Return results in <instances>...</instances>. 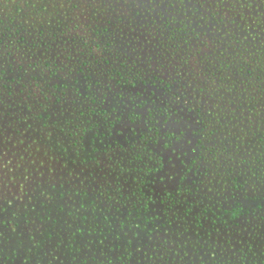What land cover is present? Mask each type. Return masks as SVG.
Segmentation results:
<instances>
[{"label":"trees","instance_id":"obj_1","mask_svg":"<svg viewBox=\"0 0 264 264\" xmlns=\"http://www.w3.org/2000/svg\"><path fill=\"white\" fill-rule=\"evenodd\" d=\"M245 2L246 0H191L189 4L187 0L184 3L180 0H156V11L153 12L141 0L140 18L144 23L150 19L152 21L146 28H142L135 19L133 0H128L127 3L125 0H36L31 9L28 6L23 8L21 1L16 0L6 10L0 6V38L4 41L3 60L0 61L4 70L0 73L4 75L0 81V96L3 97L0 101V147L4 144L3 138L8 136L9 130L5 129L7 125L8 129L15 131L16 139L13 141L24 144L25 134H28V138L36 135L35 126L30 129L28 125L32 122L36 125L41 123L42 117V122L57 134L61 123L65 126V131H69L67 125L76 123V131H69V135L75 137L69 151L74 148L77 153L86 156L88 163L81 164L80 168L84 169L83 172L87 166L99 165L101 170L106 169L104 175H99L100 178L93 174L90 177L88 174L89 185L95 189L91 196L97 198L96 203L88 202V197L83 192L78 198L74 195L65 196L64 203L67 202L68 207L65 208L64 216L72 223L75 231H70L61 223L57 230L63 237V244H57L59 252L49 247L47 256L35 248L28 251L23 242L26 237L29 241V233H35V228L40 227L39 224L26 225L25 218L30 216L35 219L40 209L37 208L35 214L31 213L28 206L22 207V212H13L14 204L17 201L22 203V196H19V200L8 199L12 215L3 225L8 240L0 246V252L4 256L0 264H24V261L27 264H34V261H41L42 264H69V261L80 264L76 257L87 258L88 264H128L126 259H118L119 253L123 251L119 246L117 254L108 252L106 258H99L100 249L95 244L88 243L90 252L87 248L83 252L79 249L86 242L99 239L100 232L108 235V240L111 241L113 237L108 234L106 225L111 224L115 229L117 217L127 219L129 226L138 217L142 218L144 222L141 228L148 225L151 231L154 226L160 229L159 235H162L169 229H176L178 216V222L183 224L185 216L197 205L199 213L194 217L195 223L189 221L192 227L201 228L200 225L206 219L213 220L215 224L216 221H223L225 214L238 218L244 213L239 197L241 195L238 194L243 186L239 183V176L234 174V171L240 173V168L232 170L230 177L226 178L218 171L219 177L224 179L221 180V188L228 187L227 180H230L231 197H235L228 209L222 205V213L198 199L192 205L185 196L178 200L171 190L161 193L158 199L155 198L152 186L154 179L151 176L158 173L162 166L161 156L154 149L161 137L160 129H154V134L142 131L139 135L131 130L133 136H125L123 141L112 139L113 125L118 118L117 121L111 119L113 113L108 109L112 105L106 101L115 86L123 89L122 93L126 97L124 90L151 83L163 89L165 94L178 98L176 100L179 103L188 106V110L201 125L199 133L203 137L215 133V129H212L214 127L226 129L223 139L243 150L251 144L246 138L254 143L264 140V6L259 9L255 4L248 3L250 6H247ZM77 3L80 4L79 7L76 6ZM172 3H176L175 8L171 6ZM121 8H125V12H120ZM160 15L165 17L163 25L158 19H153ZM78 17L81 21L87 17V23L77 24ZM120 17H123V24ZM178 19L184 21L179 27L176 25ZM109 20L112 21L111 24L108 23ZM211 22L217 24L212 25ZM129 23L137 27L134 34H138L132 37L138 39L137 43L140 42L141 46L145 43L144 40L143 43L140 41L141 31L158 36L164 41L159 47L155 41L150 45L151 49H157L155 56L142 55L137 51L141 49L139 46L133 49L130 44L135 39L123 40L124 45L117 46L113 33L129 32L124 27ZM152 24L156 27L153 28ZM168 25L172 26L169 28ZM199 26L210 30L211 27L217 28V33L221 30L225 32L222 35L215 34V40L211 41L212 47L207 49L202 47L205 45V42H201L204 34ZM122 28L124 32L121 31ZM119 37L122 38L120 35ZM130 51H135L134 55L128 54ZM157 60L161 63L156 64ZM165 72L168 79H164ZM252 80L256 81V93L250 90L254 86ZM99 90L108 91L103 94ZM133 97V101L139 103L141 93ZM208 98L212 107L204 106L205 99ZM81 105L86 107L81 108ZM123 105L125 104L120 102L118 108L121 110ZM136 107L135 110L142 105ZM49 116L51 120L48 119ZM84 117L93 121L87 128L79 127L85 124ZM7 119H12L9 124L4 122ZM152 120L154 121L151 119V122ZM231 126L235 128L232 129ZM76 132L80 133L79 137H76ZM232 138H240V142H235ZM202 143L203 139L199 137L196 146ZM89 149L94 152V156L88 154ZM20 150L24 152L23 148ZM48 151L59 154L61 148L49 147ZM253 151L251 158L240 155L239 162L250 167L243 171L245 177H257L260 184H263L264 191V145L259 143ZM209 155L211 157L210 153ZM55 158L49 154L47 158H39L38 161L42 165L46 160L51 168ZM31 166L33 168L34 164ZM94 181L98 182L96 186L92 184ZM1 182L4 183V180ZM20 189H23V185ZM81 189L88 191L82 182ZM157 200L164 204V214L154 217L150 213L154 211L152 204ZM30 201L32 204L36 203L32 198ZM101 202L105 206L103 212L97 206ZM228 202L231 200L228 199ZM78 203H82L83 207H77ZM179 209H183V213ZM81 212L85 215L90 212L99 215V228L92 226L90 215L87 221H83V218L77 221L75 216ZM4 215L8 216V213ZM44 223L55 226L54 221L44 220ZM82 223L87 225V232L80 227ZM89 232L91 235H88ZM199 235L203 236L202 233ZM12 236L19 238L20 251L7 247ZM54 239L59 241V237ZM72 244L76 247H69ZM189 244L188 248L181 249L179 258L174 253L166 254L162 262L145 261L144 264H181L185 262L181 257L185 255L186 258L189 253L191 243ZM202 245L193 249L195 254L200 253ZM57 255L60 257L59 261L56 260ZM152 255L153 252L149 251V256ZM189 260L190 254L187 261ZM204 263L202 260L198 261V264Z\"/></svg>","mask_w":264,"mask_h":264},{"label":"rangeland","instance_id":"obj_2","mask_svg":"<svg viewBox=\"0 0 264 264\" xmlns=\"http://www.w3.org/2000/svg\"><path fill=\"white\" fill-rule=\"evenodd\" d=\"M12 1L16 2V0H4L3 4H0V6H3L4 9L10 8L9 6L13 5ZM18 1H21L23 8L28 6L30 9L33 8L34 3H36V0ZM52 3H54V1ZM248 3L255 4V6L259 9L264 6V0H246L244 4L250 6L248 5ZM237 4L240 5L241 3L237 2ZM120 12H125V8H121ZM211 24L216 25L217 23L214 24V22H211ZM199 29L204 34V39L201 40V42H205V45L203 44L202 47L207 49L212 47L211 41L215 40V38H213L216 37L215 34L222 35L225 32L224 30H221L217 33L215 31L217 28L213 27H211L212 30H210L209 28H201L199 26ZM113 34H115L114 39L116 40L117 46L121 47L124 45V41L134 40L135 37L132 36L137 35L138 33L133 34L130 32H115ZM119 35L122 38H120ZM148 36V34H145L144 36L139 37L142 43L143 40L145 41L143 46H141L140 42L137 43L138 39H135V42L133 41L130 45L133 49H135L136 46H139L141 49L137 51L143 53L142 55L155 56L154 52L152 51L153 49H151V46L147 44L146 38ZM247 39L249 40V38ZM124 52L126 54V50ZM133 52L135 53V51H130L128 52V54L134 55ZM252 81L253 84L254 82H256L255 80ZM255 85L256 83L253 87H250V90L254 93L257 92V87ZM133 89H136V91H133ZM150 89L156 92L155 95L150 94ZM107 91L108 90L101 91V93L106 94ZM122 91L123 89H120L118 86L113 87V89L107 96L106 102L111 105L116 104L119 106L120 100L117 97V93H121ZM124 91L126 94L125 98L128 102H133L132 98H135L133 96L141 93V98L138 100L139 103L136 102L134 108H137V105H142V107L136 110L133 108V111L128 113L131 119L136 121L135 127L139 129V133L145 131L147 133L154 134V129L157 128H159L161 131V137L158 143L154 146V149L161 156L162 166L158 170V173H155L151 176V178L154 179L152 186L155 189V198L158 199L161 193H164L165 191L170 192L171 190L177 195L178 200L186 197L189 199V202H191L192 205L193 203H195V199H198V201H202L203 204H209L213 208V210L221 212L222 205L223 207H225V209H228V207L233 204L234 200L231 197L230 193L231 181L227 180L228 187L222 189L221 185L223 184V181L221 180L223 179V177H219L218 171H220V173H223L226 178V176L230 177L232 170L234 171V169L238 168L241 169L240 173L234 171L236 172L234 174H236V176H239V183L243 186V188L239 189L238 194L241 195L239 197L242 209L245 210L244 213H242V215L238 218H232L231 214H225V219L220 222L216 221L215 224H213V220H203V228L210 231L211 239H209V237L205 235V229L202 230L198 227H192L194 230L192 233H190L192 237L195 235L196 231L202 233L204 236L205 242L202 243L203 247L200 248L199 253L203 256L202 261L205 262L204 264H228L229 261L231 262V264H264V255H261L260 252L256 251V245L259 244L262 239H264L263 184H260V181L257 177L246 178L243 171H245V169L247 171L250 167L245 165V163L239 162V159L241 158L240 155H242V157L248 156L249 158H251L252 154L254 153V147H258L259 143L261 145H264V140H258V142L254 143V141L246 138L245 140H248L251 144L248 145V148H245L246 150H243L242 148H236L237 146L231 144V141L223 139V133L226 129H216L214 127L212 129H215L213 130L215 131V135H213L212 132L203 137L201 132L199 133L201 125L197 123L196 119L194 118L195 115L188 110V106L179 103L180 101H177L179 99L170 96L169 93L165 94V91L163 89H160L159 87H156L150 83L149 85L145 86L142 84L137 85L134 88ZM263 98L264 96H262V99ZM205 100V107L213 106L209 98ZM192 103L194 104L195 102ZM124 108L125 105H123V108L121 110L117 108V111L123 112ZM215 111H217V109H215ZM145 113H147V115H145ZM113 115H115V113H113ZM151 119H154V121L152 120L151 122ZM11 120L12 119H7L4 122H8L9 124V121ZM129 123H131V120L129 121ZM116 125L117 129H113L112 131L114 133L113 136H111L112 139L123 141L125 136H133L131 130H129L121 138L120 132L118 130V121ZM31 126H35L34 128H36V124H33V122L31 123ZM8 127L9 125H7L5 128L6 130H9L7 131L8 136L3 138L5 139V141L2 142L4 144L0 147V155L6 154L4 155L3 161H0V177H2V179L4 180V183H2V179H0V185H2L4 188L3 195L6 200L9 199L13 201V199L15 198L13 194L22 196V203H19V201H17L13 206V210L22 212V207H27L31 202V195L25 196L24 192L26 190L24 189H28L29 184L33 180L38 179L37 177L33 176V173L35 171L34 166L37 165H34L32 168L31 165L33 164L31 163V160L33 158L37 160H39V158H44L36 155L35 148H33V145L28 139V134H25V137L23 136L24 144H21L20 142H14L13 140L16 139L14 135L15 131H11L10 129H8ZM231 127L232 129L235 128L233 126ZM149 128H152V130L149 131ZM177 128H179L178 133L176 131ZM261 131L262 130H260V132ZM260 132H258V134H261ZM199 137L203 139V143L202 145L196 146V141ZM232 140L235 142H240V138H232ZM176 144L183 146L186 149V152L181 153L177 151L175 147ZM203 144H205V146ZM22 148L24 152L20 150ZM90 150L91 149H89L88 154H90V156L92 157V155L94 156L95 154ZM71 151L72 150H70L69 152ZM53 152L54 151H52L50 154H52ZM209 153L211 154V157H209ZM65 155L67 156L68 153ZM56 156L58 158H55ZM56 156L54 157L55 160L60 159L59 154H57ZM54 164L55 162L53 163V165ZM173 166H175L177 170L183 171L184 175H173ZM85 169H88L90 171L85 177L82 178V184L87 187L89 194L92 195L93 190H91L92 187L89 185L90 182L88 181V174L90 177H92L91 174H93L94 176L100 178L101 175L105 174L106 169L101 170V168H98L96 166H87ZM80 171L83 172L84 169L81 167ZM231 180H233V178H231ZM97 183V181H94V183L92 184L93 186H96ZM21 185H23V191L20 189ZM228 199L231 200V202H228ZM87 201L91 202L88 199ZM7 204L9 203L7 202ZM65 204H67V202ZM87 207L89 208V206ZM163 207H165L164 204L159 202L158 200L155 201L154 204H152V208H155L154 211L158 212L161 215L164 214L162 209ZM161 221L165 222L164 219H162ZM249 221L251 223H249ZM245 228L248 229L247 232L244 231ZM216 229L218 230V232ZM227 233H231V236H228ZM217 237H219L218 240ZM180 238L181 237L177 236V241H179ZM196 239L197 238H195L194 236L192 242H195ZM229 239L232 241L231 244L228 243ZM241 240L245 241V245L240 244ZM23 242L25 243V245L28 243L27 237L23 240ZM18 243L19 238L17 236H12L10 238V241L7 242V247L11 249H18ZM186 243H188V245L190 246V242L186 241ZM172 247L175 248L177 247V245H172ZM242 247L244 248V251L240 254L247 257V260H239L236 255V252H239ZM249 248L251 249V251L248 250ZM190 249L186 258L185 255L181 257L185 262L188 263L183 262L181 264H191L193 257L196 256L195 251L193 249ZM189 254L190 260L187 261Z\"/></svg>","mask_w":264,"mask_h":264},{"label":"snow or ice","instance_id":"obj_3","mask_svg":"<svg viewBox=\"0 0 264 264\" xmlns=\"http://www.w3.org/2000/svg\"><path fill=\"white\" fill-rule=\"evenodd\" d=\"M3 2L4 0H0V4H3ZM85 2H87V0H85ZM127 2L128 0H125V3ZM133 2L135 3V8L133 9L135 19L140 23V26L142 28H146L148 24L152 23V21L150 19L147 23H144V21L140 18L141 14L139 12L141 0H133ZM144 2L147 3V5L151 8L153 12L156 11V8L154 7V5L156 4V0H144ZM180 2L184 3V0H180ZM187 2L191 4V0H187ZM76 6L79 7L80 4L77 3ZM171 6L175 8L176 3H172ZM45 11H47V8L45 9ZM129 15L131 16L132 13H129ZM153 19H158L161 25H163L165 22V17L163 15L154 17ZM120 20L123 24V17H120ZM81 22L87 23V17H84L83 21H81L78 17L76 23L79 24ZM108 23L111 24L112 21L109 20ZM183 23L184 21L182 19H178L176 21L177 27H179ZM171 26L172 25H168L169 28ZM124 27H126L130 33L134 34L137 32V27L132 23L125 24ZM152 27L155 28L156 25L152 24ZM161 30H163V28H161ZM121 31H123V28L121 29ZM181 31H183L182 28ZM140 35L144 36L145 33L141 31ZM165 35H167V33H165ZM146 40L147 44L149 45H151L155 41L158 47L161 43L164 42L163 40L159 39L158 36H153L150 33ZM3 44L4 41L2 38H0V61L3 60ZM181 47H184V45H181ZM152 51L156 52L157 49H153ZM102 54L103 53H101V55ZM172 58L175 59V57ZM160 63V60L156 61V64ZM149 67H152V65H149ZM3 71V64L0 63V73H3ZM3 78L4 75L0 74V81H2ZM168 78V74L167 72H165L164 79ZM133 91H136V89H133ZM149 92L151 95H155L154 90L150 89ZM117 97L121 103L125 104L123 112L117 111V108L119 106L116 104L110 106L108 111L115 113V115H113L111 119L118 118V130L120 132L121 138L129 130H134L137 132V135H139V129L135 127L136 121L131 119V117L128 115L129 112L133 111L136 102H128L122 92L117 93ZM2 100L3 97L0 96V101ZM76 103L79 102L77 101ZM83 107H86V105H81V108ZM45 111L47 112L49 110ZM145 115H147V113H145ZM73 116H75V113H73ZM48 119L51 120V117L49 116ZM84 119L85 124L79 125V127L81 128H87L88 125L93 123V121L88 120L87 117H84ZM130 120L131 123H129ZM42 121L43 117L41 118V123L37 124L34 130L36 135L29 136L28 138L35 148L36 155L43 158H47L50 154L48 151L49 147L54 149L56 146H60L61 152L59 153L60 159L55 160V164L51 168L47 165V162H45V164L43 165H40L37 159L33 158L31 160L32 164L38 165L33 173V176L37 177L38 179L33 180L29 184L27 191L24 192V195H31L32 200L36 202L35 204L30 203L28 205V208L31 209V213H37V208L40 209V213L36 216L35 219H31L30 216L25 218V224H30L32 226L39 224L40 227L35 228V233H29V241L25 245V248L28 251H31L32 248H35L41 251L42 255L47 256V249L49 247L54 249L56 252H59L60 249L57 247V244H63V237L60 236V232L57 230L61 223L66 225L70 231H75V229H73L72 223L69 220L65 219L64 216L65 208L68 207L64 203L65 196L71 197L74 195L78 198L81 195V192H83V194L88 197V200L92 203H96L97 198L91 196L88 191H83L80 186L82 178L85 177L90 171L88 169H85V172L80 171V165L88 163L86 156L77 153L74 148L73 151L69 152V148L70 146H73V140L75 139V137H71L69 135V131L75 132L77 124L73 123L71 125H67L69 131H65V126L61 123V125L59 126V134H57L53 132L51 127L44 124ZM28 127L31 129V125H28ZM98 128L99 125H97V129ZM113 129H117L116 124L113 125ZM176 131L178 133L179 128H177ZM213 135H215V133H213ZM79 136L80 133L76 132V137ZM175 147L176 150L181 153L186 152V149L183 146H180L179 144H176ZM65 153H68V155L66 156ZM4 155H0V161H3ZM52 155L53 157H55L57 154L53 152ZM97 167H99V165H97ZM173 175L183 176L184 172L177 170L175 166H173ZM0 179H2V177H0ZM21 190L23 191V189ZM91 190L94 191L95 189ZM3 193L4 188L2 185H0V246H2L7 239L3 225L7 223V220L12 215V212L9 211V205L7 204V200L5 199ZM61 193H63V195H61ZM13 195L16 200L20 199L19 195ZM234 199L235 197H233V200ZM97 206L100 207L101 212L104 211L105 206H103L102 202ZM77 207L82 208L83 204L78 203ZM12 211L14 212L15 210ZM180 212L183 213V209H180ZM4 213H8V216H5ZM198 213L199 205L189 211V214L186 215L184 218L183 224H180L178 222V216L176 222V229L174 231L169 229L168 231H165L162 235H159L160 229L154 226L152 227L151 231H149L148 225H145V227L141 228V224L144 222L142 218L138 217L136 220L132 221L131 226H129V221L127 219L121 220L119 217H117L115 229L112 228L111 224L106 225L108 234L113 237L111 241L108 240V235H105L104 232H100L99 239H93L91 241L86 242L84 244V247H81L79 251L83 252L85 248H87V250L90 252L91 248L88 247V243H92L100 249L99 258H106L108 252L117 254V246H119L123 251L119 253L118 259H126L128 261V264H144L145 261L162 262L164 259V255L172 253H174L176 257L179 258L181 256V249L188 248L189 246L186 241L191 243V249H195L198 245H201L205 242L204 236H200L198 231L195 232V235L197 236L195 242H192L193 237L189 234L194 231L192 226L189 224V221L191 220L193 223H195L194 217H196ZM150 214L154 217L159 216V213L156 211H152ZM89 215L91 216L92 226L99 228V221L101 220V217L94 212H90ZM89 215H85L83 212H81L79 215L75 216V219L77 221H80L81 218H83V221H87L89 219ZM44 220L54 221L55 226L51 224L45 225ZM249 223L251 222L249 221ZM80 227H82L85 232L88 231V227L86 224L82 223ZM200 227L202 228L203 225L201 224ZM41 229L44 230L42 231ZM204 231L205 235L208 236L209 239H211L210 231L208 229H205ZM244 231L247 232L248 229L245 228ZM177 234H179V236L181 237L179 241H177L176 239ZM88 235H91V233L89 232ZM227 235L231 236V233H227ZM54 237H59V241L57 239H54ZM121 237H123V239H121ZM218 239L219 237H217V240ZM106 241L108 242L106 243ZM228 243L231 244L232 241L229 239ZM240 244L245 245V241L241 240ZM172 245H177V247L173 248ZM69 247L75 248L76 245L72 244L69 245ZM248 250L251 251L250 248ZM17 251H20V249L18 248ZM149 251L153 252L152 256H149ZM243 251L244 248L242 247L239 252H236V255L239 260H247V257L240 254ZM256 251L260 252L261 255H264V239H262L261 242L256 245ZM137 253L139 254L138 256ZM3 259L4 256L2 252H0V260ZM202 259L203 256L197 253L196 256L193 257L191 264H198V261ZM56 260H60V257L58 255L56 256ZM76 260H78L80 264H88L87 258L76 257ZM24 264H27V262L24 261ZM34 264H42V262L34 261ZM69 264H73V262L69 261ZM109 264H111V262H109ZM228 264H231V262L229 261Z\"/></svg>","mask_w":264,"mask_h":264}]
</instances>
